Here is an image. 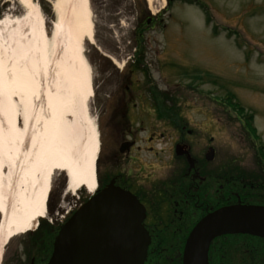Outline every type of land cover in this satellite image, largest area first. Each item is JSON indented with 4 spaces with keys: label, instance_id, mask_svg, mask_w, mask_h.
Listing matches in <instances>:
<instances>
[{
    "label": "rangeland",
    "instance_id": "obj_1",
    "mask_svg": "<svg viewBox=\"0 0 264 264\" xmlns=\"http://www.w3.org/2000/svg\"><path fill=\"white\" fill-rule=\"evenodd\" d=\"M52 1L35 0L49 8L55 20ZM193 2L174 0L166 9L167 0L164 7L159 0H89L94 44L84 42L83 48L92 75L91 102L95 97L107 100L112 92L156 89L164 93L167 108L180 107L185 121L193 124L195 152L211 147L221 155H253L264 150V0ZM23 14L16 1L0 0V19ZM42 15L50 36L53 22ZM145 18L147 28L140 27ZM137 58L145 74L133 69ZM229 95L243 114L229 106ZM91 102L95 120L98 114ZM38 107L42 112L43 103ZM167 112L172 116L167 122H174V113ZM241 116L252 119L257 134L253 142L246 141ZM173 138L167 128V161ZM99 143L101 150L100 136ZM66 185L65 175L56 173L46 203L50 218H60L69 206L90 198L84 189L66 195Z\"/></svg>",
    "mask_w": 264,
    "mask_h": 264
},
{
    "label": "flooded vegetation",
    "instance_id": "obj_2",
    "mask_svg": "<svg viewBox=\"0 0 264 264\" xmlns=\"http://www.w3.org/2000/svg\"><path fill=\"white\" fill-rule=\"evenodd\" d=\"M132 67L144 73L137 61ZM105 99L91 102L102 147L94 194L112 183L136 200L141 264H264V150L249 156L221 155L211 147L195 152L193 124L180 107L167 108L164 93L156 89L117 91ZM167 111L174 113V122H167L172 118ZM245 120L246 141L253 142L252 119ZM167 128L174 136L168 161ZM209 149L213 154L207 156ZM85 205L79 200L57 219L47 212L24 234L4 244L0 240V264H51L58 233ZM234 208L258 210L260 232H221L209 239V229L199 228L205 219Z\"/></svg>",
    "mask_w": 264,
    "mask_h": 264
},
{
    "label": "bare ground",
    "instance_id": "obj_3",
    "mask_svg": "<svg viewBox=\"0 0 264 264\" xmlns=\"http://www.w3.org/2000/svg\"><path fill=\"white\" fill-rule=\"evenodd\" d=\"M14 1L24 14L0 19L2 244L47 217L56 173L66 177V195L81 189L94 194L100 150L83 48L94 44L89 0H53L50 36L35 0ZM159 2L164 7L165 0Z\"/></svg>",
    "mask_w": 264,
    "mask_h": 264
},
{
    "label": "water",
    "instance_id": "obj_4",
    "mask_svg": "<svg viewBox=\"0 0 264 264\" xmlns=\"http://www.w3.org/2000/svg\"><path fill=\"white\" fill-rule=\"evenodd\" d=\"M212 154V149L206 153ZM135 203L129 193L113 187L112 183L92 196L58 233L51 264H141L143 244L134 230L141 218ZM258 212L228 209L205 219L199 228L209 229V239L221 232L256 234L263 228ZM189 251L190 247L188 254Z\"/></svg>",
    "mask_w": 264,
    "mask_h": 264
},
{
    "label": "trees",
    "instance_id": "obj_5",
    "mask_svg": "<svg viewBox=\"0 0 264 264\" xmlns=\"http://www.w3.org/2000/svg\"><path fill=\"white\" fill-rule=\"evenodd\" d=\"M173 1H174V0H167V7H166V9L170 7V5L173 3ZM179 1H183L184 3H188L189 5H193V3H195V2H193V1H195V0H179ZM196 1H197V0H196ZM198 3H199V2H198ZM199 4H200V3H199ZM137 5H138V2H137ZM40 8H41V11L43 12V14H45V15L51 17V21H52V22L55 21V20H54V17L51 16V11H50L49 8L46 9L45 6H43V4L40 5ZM138 9H139V5H138ZM138 11H139V14L142 13V10H141V9H139ZM203 13H205V11H204ZM147 19H148V18L142 19L140 27L143 26V27L147 28ZM152 22H153V20H152ZM152 22H151V23H152ZM210 22H211V19H210V17L208 16V14H206V23L209 24ZM140 27H139V28H140ZM137 46H138V44H137ZM137 57H138V56H137ZM136 61L139 62L138 58L136 59ZM144 71H145V70H144ZM233 97H234L233 95H231V96L229 95V99L227 100V102H229V106H231V107L235 110V112H236L237 114H243V110H242L238 105L233 104V102L231 101ZM166 116H170V113L167 112V113H166ZM244 121L246 122V120H244ZM248 129H249V126H248Z\"/></svg>",
    "mask_w": 264,
    "mask_h": 264
}]
</instances>
